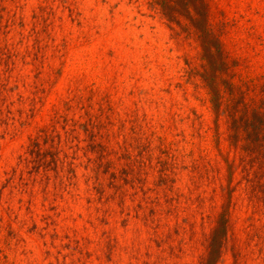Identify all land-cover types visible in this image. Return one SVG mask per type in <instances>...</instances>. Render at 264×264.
<instances>
[{
  "label": "rangeland",
  "instance_id": "1",
  "mask_svg": "<svg viewBox=\"0 0 264 264\" xmlns=\"http://www.w3.org/2000/svg\"><path fill=\"white\" fill-rule=\"evenodd\" d=\"M205 3L221 57L182 2L0 0V264H203L221 213L264 264V0Z\"/></svg>",
  "mask_w": 264,
  "mask_h": 264
},
{
  "label": "trees",
  "instance_id": "2",
  "mask_svg": "<svg viewBox=\"0 0 264 264\" xmlns=\"http://www.w3.org/2000/svg\"><path fill=\"white\" fill-rule=\"evenodd\" d=\"M162 11L167 15L169 19L176 17L175 13H179L176 9L178 2H182L184 5L185 15L188 17L190 23L196 30L204 54L208 58L215 56L221 57L220 43L217 38L213 37L208 25V9L205 0H157ZM178 1V2H176ZM193 10V12L190 11ZM211 85V84H210ZM210 89L213 88V86ZM215 100V96H213ZM254 129L257 127L253 126ZM259 128V126H258ZM38 139V138H37ZM35 147L38 146V142L34 141ZM227 220L223 213L219 215L216 220L215 226L212 228L207 254L203 260V264H215L220 256L222 243L225 239L227 232Z\"/></svg>",
  "mask_w": 264,
  "mask_h": 264
}]
</instances>
